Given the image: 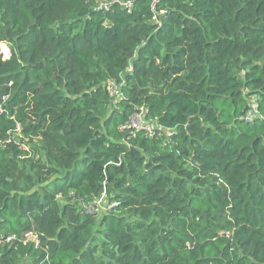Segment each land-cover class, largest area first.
<instances>
[{
	"label": "trees",
	"instance_id": "1",
	"mask_svg": "<svg viewBox=\"0 0 264 264\" xmlns=\"http://www.w3.org/2000/svg\"><path fill=\"white\" fill-rule=\"evenodd\" d=\"M98 1L0 0V264H264V0Z\"/></svg>",
	"mask_w": 264,
	"mask_h": 264
},
{
	"label": "built area",
	"instance_id": "2",
	"mask_svg": "<svg viewBox=\"0 0 264 264\" xmlns=\"http://www.w3.org/2000/svg\"><path fill=\"white\" fill-rule=\"evenodd\" d=\"M106 6H107V0H102V1H98L96 3V5L94 6V9H96V10L105 9ZM0 54L4 57V59H10L11 58L12 53H11L9 47L7 46V44H5V43L0 44ZM111 94H112V96L115 95V97H119L122 94V92L119 89V87H117L116 85H111ZM254 111H256L254 113V115L252 116L251 115L252 112H251L250 115L247 117V119L250 120L254 116H257L258 108H256ZM155 127H158L156 122L153 120H147L145 111L138 113L137 115L133 116L123 126V128H125V129H131L134 131L146 129L148 134L151 137H153L156 134ZM17 130L20 131L21 127L18 126ZM30 237H31V234H28L25 242H27V239H29ZM3 240H6L7 242H11L13 240H17V236L16 237L15 236H9V237L0 236V243H2ZM38 244H39V241H37V245Z\"/></svg>",
	"mask_w": 264,
	"mask_h": 264
},
{
	"label": "bare ground",
	"instance_id": "3",
	"mask_svg": "<svg viewBox=\"0 0 264 264\" xmlns=\"http://www.w3.org/2000/svg\"><path fill=\"white\" fill-rule=\"evenodd\" d=\"M112 3H118L123 9H125V10H127L129 12H131V10L134 7V2L132 0H114V1H112ZM112 3L111 2L110 3L107 2V6L105 8L110 7V4H112ZM255 112L256 111L253 110L251 115L253 116ZM0 236L6 237L3 234H0ZM36 238H37L36 235L31 234V237L29 239H27V241H30V240H33V239H36ZM5 243H9V242H7L6 240H3L2 243H0V245L5 244Z\"/></svg>",
	"mask_w": 264,
	"mask_h": 264
},
{
	"label": "rangeland",
	"instance_id": "4",
	"mask_svg": "<svg viewBox=\"0 0 264 264\" xmlns=\"http://www.w3.org/2000/svg\"><path fill=\"white\" fill-rule=\"evenodd\" d=\"M114 97H115V95H114ZM101 207H102L103 210H105V209L109 210L111 206H110V207H106V205H102ZM107 210H106V211H107ZM101 212H103V211H101ZM104 212H105V211H104Z\"/></svg>",
	"mask_w": 264,
	"mask_h": 264
}]
</instances>
